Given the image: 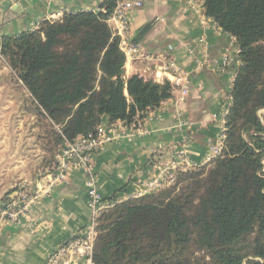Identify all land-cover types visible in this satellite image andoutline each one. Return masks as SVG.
Listing matches in <instances>:
<instances>
[{
	"label": "trees",
	"instance_id": "obj_1",
	"mask_svg": "<svg viewBox=\"0 0 264 264\" xmlns=\"http://www.w3.org/2000/svg\"><path fill=\"white\" fill-rule=\"evenodd\" d=\"M203 2L239 48L223 150L178 172L173 186L102 212L94 264H264V0ZM116 3L0 40L31 95L51 164L58 142L96 134L106 118L132 122L172 97L169 81L126 76V55L108 24Z\"/></svg>",
	"mask_w": 264,
	"mask_h": 264
},
{
	"label": "crops",
	"instance_id": "obj_2",
	"mask_svg": "<svg viewBox=\"0 0 264 264\" xmlns=\"http://www.w3.org/2000/svg\"><path fill=\"white\" fill-rule=\"evenodd\" d=\"M103 1L0 0V40L34 32L44 22L67 14L97 12ZM133 1L143 5L127 12L130 30L126 37L138 53L127 57L126 76L171 84L177 76L188 92L183 95L182 88L172 84L170 99L135 118L118 139L107 142L94 156L97 187L106 203L140 193L156 175V167L172 166L181 150L187 152L190 166L177 172L209 163L210 145L224 141V112L231 105L230 94L241 64L235 38L205 15L203 0ZM108 24L114 28V22ZM228 53L230 60L225 65ZM165 60L178 65L180 71L175 76L163 72ZM1 65L0 216L5 205L22 191L41 193L42 179L54 161L56 164L62 143H57L51 164L49 143L42 137L40 123L33 126L39 129L35 132L38 138L23 137L20 114L37 117L28 108L31 95L3 58ZM135 122L140 126L134 128ZM109 123L106 118L104 125ZM87 178L86 173L72 168L67 181L44 193L19 221L1 223L0 264H48L62 246L80 237L91 220Z\"/></svg>",
	"mask_w": 264,
	"mask_h": 264
},
{
	"label": "built area",
	"instance_id": "obj_3",
	"mask_svg": "<svg viewBox=\"0 0 264 264\" xmlns=\"http://www.w3.org/2000/svg\"><path fill=\"white\" fill-rule=\"evenodd\" d=\"M142 2L133 0H117L116 8L109 21L114 22V36L120 38V48L127 57H134L138 53L137 48L132 46L126 37V33L130 30V20L128 11L133 8H141ZM108 21V22H109ZM1 57V51H0ZM146 60H152L150 56H143ZM230 54L224 58V64L227 65L230 60ZM163 72L173 74L175 76L180 70L178 65L170 60H165ZM174 87H181L182 94L186 95L188 88L182 79L175 76L172 80ZM231 101V99H230ZM227 109V108H226ZM229 110L224 112L227 117ZM128 121H116L109 124H102L96 134L87 137H80L74 142L62 141L59 153L57 155L56 166L52 172H48L42 179V191H38L32 195L29 192H23L11 199L1 212L0 224L6 221L17 222L29 212L30 207L35 205L45 193H51L53 188L59 184L65 183L68 179L72 168H77L87 174L86 181L88 206L91 211L90 224L81 233L80 237L72 240L62 246L55 254H53L48 264H94L93 255L97 240L98 220L102 212L114 207L120 201L106 203L101 195L94 174V156L103 148V146L112 140L120 137L121 131L128 127ZM131 125V124H130ZM140 126V122L133 123V127ZM223 127V139L225 137V124ZM140 134L142 129L138 128ZM125 136L130 137L131 134ZM210 153L207 161H211L218 156L223 150V141L215 145H210ZM190 166L187 159V152L181 150L176 154V161L172 166L156 167V175L143 190L131 198H139L148 194H156L171 186L176 182L177 170ZM130 199V198H129Z\"/></svg>",
	"mask_w": 264,
	"mask_h": 264
},
{
	"label": "rangeland",
	"instance_id": "obj_4",
	"mask_svg": "<svg viewBox=\"0 0 264 264\" xmlns=\"http://www.w3.org/2000/svg\"><path fill=\"white\" fill-rule=\"evenodd\" d=\"M0 58H3L2 55H1ZM3 60H4V58H3ZM3 67L4 66L1 65V67H0L1 70L3 69ZM10 71H12V70H10ZM230 96H231V94H230ZM231 100H232V98H231ZM28 108H30L29 110H32L33 111V105H32V103L28 104ZM263 114H264V111H261L260 115H263ZM20 117H21L20 119L22 120V123H23V127H22V133L24 135L23 137H25L26 135H32L34 138H36V137L38 138V136H37V134H35V132L36 131H39V129L38 130H34L35 127L33 128V126H35L37 123H41V120H39L37 117L36 118H31L30 114H27V113H23L22 115L20 114ZM18 118H19V116H18ZM225 124H226V119H225ZM225 127H226V125H225ZM40 130L43 133V130L42 129H40ZM41 131L39 132L40 135L42 134ZM54 165H55V161L52 164V167H49L50 170L48 172H52L53 171ZM199 167H201V166H199ZM199 167H195V168L190 169V170H194V169L199 168Z\"/></svg>",
	"mask_w": 264,
	"mask_h": 264
}]
</instances>
